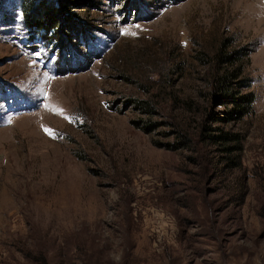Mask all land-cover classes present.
<instances>
[{
    "label": "rangeland",
    "instance_id": "obj_1",
    "mask_svg": "<svg viewBox=\"0 0 264 264\" xmlns=\"http://www.w3.org/2000/svg\"><path fill=\"white\" fill-rule=\"evenodd\" d=\"M58 1L59 45L22 4L0 21V264H264V0ZM223 40L255 98L206 119L242 135L221 169L199 131L163 141L230 106Z\"/></svg>",
    "mask_w": 264,
    "mask_h": 264
},
{
    "label": "trees",
    "instance_id": "obj_2",
    "mask_svg": "<svg viewBox=\"0 0 264 264\" xmlns=\"http://www.w3.org/2000/svg\"><path fill=\"white\" fill-rule=\"evenodd\" d=\"M13 1L15 0H0V16L3 15L0 18V21L3 22L8 19L4 17V14H8L7 7ZM58 2V0H43L38 4V0H19L18 4H22V7H24L23 17L25 22L31 27L40 24L45 28L44 32L46 34H48L47 29H53V35H55L57 44L59 45L64 40V37L60 28H58L57 20H61V18L55 15V10L58 8ZM245 53L247 52L240 54V50L238 49L227 48L225 40L220 41L214 54V58L219 59V62L224 63L222 64L223 70L213 74L211 82L212 88L209 92L212 93V97L218 95L217 99L222 103H231L230 106L225 108L223 113H219L218 110L207 109L205 111V117H203L204 121L199 123L200 129L198 130L195 127L196 125L182 126L179 123L172 122L175 129L164 132V134L168 135L173 133L174 136L171 139L163 141L165 146L176 148L188 146L191 142L193 144V141L196 142L197 140L196 131H199L198 139L203 142L202 144L220 143L221 146L217 147L228 151V153L223 155L225 160H218L221 163L219 168L224 169V165L228 164L230 159L234 160L230 157L229 153L232 151L234 152L232 155L235 156L236 151L241 148V133L230 127H226L225 124H209L206 119L213 118V120L223 122V120L228 121L230 119L241 118L252 110L255 91L253 89L242 91V86H249V80L244 76L237 78L241 74V65L243 64L241 57H243L242 55ZM202 54L203 53H201V56L206 55V53ZM176 99L180 104H186L187 108L189 107L188 105L191 104L188 98H183L182 100L178 98ZM146 108L151 109L149 106H146ZM187 110H189V108ZM235 161L236 163H239V157L238 160ZM36 257L39 258L40 264H49L43 253L38 254Z\"/></svg>",
    "mask_w": 264,
    "mask_h": 264
},
{
    "label": "snow or ice",
    "instance_id": "obj_3",
    "mask_svg": "<svg viewBox=\"0 0 264 264\" xmlns=\"http://www.w3.org/2000/svg\"><path fill=\"white\" fill-rule=\"evenodd\" d=\"M58 111H61L62 110H58ZM46 132H48L50 135H54V131L52 129H45Z\"/></svg>",
    "mask_w": 264,
    "mask_h": 264
}]
</instances>
